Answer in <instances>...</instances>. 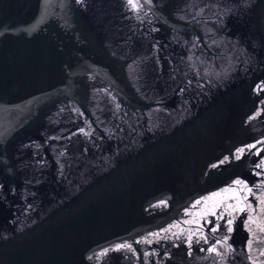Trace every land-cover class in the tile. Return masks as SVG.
Segmentation results:
<instances>
[{"label": "water", "instance_id": "95a60500", "mask_svg": "<svg viewBox=\"0 0 264 264\" xmlns=\"http://www.w3.org/2000/svg\"><path fill=\"white\" fill-rule=\"evenodd\" d=\"M134 2L0 0V264H264V0Z\"/></svg>", "mask_w": 264, "mask_h": 264}, {"label": "snow or ice", "instance_id": "6c2138e0", "mask_svg": "<svg viewBox=\"0 0 264 264\" xmlns=\"http://www.w3.org/2000/svg\"><path fill=\"white\" fill-rule=\"evenodd\" d=\"M129 4L130 5H132V7L133 8H135V7H138L139 5H138V3H136V2H134V0H129ZM238 151H243V149H240V150H238ZM236 183H241L240 181H237ZM197 203H200L199 201L197 202ZM229 224H231V221H229L228 222ZM229 231H231V229L229 228ZM215 249L213 248V249H209V251H214ZM262 254H264V253H262Z\"/></svg>", "mask_w": 264, "mask_h": 264}]
</instances>
